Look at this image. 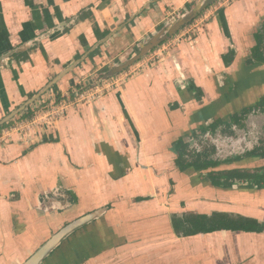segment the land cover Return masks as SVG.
<instances>
[{"label":"crops","instance_id":"obj_1","mask_svg":"<svg viewBox=\"0 0 264 264\" xmlns=\"http://www.w3.org/2000/svg\"><path fill=\"white\" fill-rule=\"evenodd\" d=\"M192 5L0 0V122L54 80L58 92L44 94V104L29 109L33 115L57 94L62 99L98 80ZM206 13L210 22L201 15L190 40L179 41L180 32L166 41V57L142 59L125 84L70 109L48 129L40 124L0 141V264H23L87 215L95 217L43 264H264V191L219 189L212 173L225 167L180 171L175 162L183 149L211 165L199 149L211 126L264 97V0ZM215 215L252 218L261 231L190 233L192 217Z\"/></svg>","mask_w":264,"mask_h":264},{"label":"flooded vegetation","instance_id":"obj_2","mask_svg":"<svg viewBox=\"0 0 264 264\" xmlns=\"http://www.w3.org/2000/svg\"><path fill=\"white\" fill-rule=\"evenodd\" d=\"M244 110H248L246 114H244ZM235 115L242 117L241 124H239V125L235 124L234 120L232 119V117ZM221 122L225 125L228 124L231 128H227L223 125H220ZM217 124L219 125L220 128L221 127L224 128L225 131L222 134L225 136H227V133H230L231 136H235V135L239 136L243 132L246 133L248 130H250V131L260 130L261 132H264V97H261L260 100L256 104L245 106L242 109H240L238 112L231 115L230 120L228 122L220 121ZM252 124H255L256 127L253 125L255 127V128H253ZM219 127H218V129H219ZM217 130H216V132H214L211 128L210 135L214 136V137L217 136V134H218ZM228 136H230V135H228ZM243 143L246 144V146L239 148V150H237V152H234V151L230 152L225 158H218L215 156L213 157V154L212 155L208 154V155H210V161L212 163L209 166L203 165V155H202V163H201V169L200 170L208 169V168H217L219 166L225 167V168H221L219 171H215L212 173V185L214 186L213 179H217L218 181H220L222 183L223 182L230 183L231 187H227V188L217 187L219 189L230 190V189H234L237 186V187H241L240 190H244V191L262 192V191H264V165H262L264 163V140H263V142H260V141L256 142V145L254 143V145L251 147L249 145H247L246 142H243ZM229 145H232V144L229 143L228 140H226V146L228 147ZM190 157H192V156H190ZM253 160L260 161L261 165L258 164L253 169H250L247 167H240V168L233 167L235 164H242L246 161H253ZM176 166H178V165L176 164ZM229 167H232V168L226 169ZM192 168H194V167H192ZM188 169H190V168H188ZM179 170L182 171L181 169H179ZM196 171H199V170H196ZM234 173H236V175ZM82 218H84V217H82ZM238 222H239L238 224H240L244 227H246V226L251 227L253 224L256 225L255 223H257L259 225L257 220H254L252 218L242 217V216ZM259 227H260V225H259ZM260 229H261V227H260ZM65 242H66V240L63 242V244ZM54 253H52V254H54ZM52 254H51V256H52Z\"/></svg>","mask_w":264,"mask_h":264},{"label":"water","instance_id":"obj_3","mask_svg":"<svg viewBox=\"0 0 264 264\" xmlns=\"http://www.w3.org/2000/svg\"><path fill=\"white\" fill-rule=\"evenodd\" d=\"M217 1L218 0H197V2L190 7L189 11L180 13L179 15L172 18L162 30L155 34L146 43H140L137 47H135L132 52L128 54V56L123 62H118L114 64L105 72L97 76L98 79L107 80L128 70L130 67L134 66L136 63L146 58L158 46L164 44L166 41L170 40L172 37L180 33L183 29H185V27L190 25L199 16L204 14ZM111 36L112 34L110 33L105 38L100 40L95 50H97L101 45H104L108 40H110ZM96 79L97 78H95L94 80ZM56 86L57 84L54 80L43 90V92L40 93V96L38 95L36 99H34L31 103L21 106L16 112L1 121L0 128H3L5 125L10 124V122L13 121L16 117L25 114V112L29 109L44 104L41 102V97L44 94L53 91ZM37 102H40L39 105L36 104ZM94 217V215H87L84 218H81L60 230L58 233L52 236V238L46 244L40 247L37 252H35L31 256V258L24 264H43L45 260L49 258V256H51V254L54 253L63 244L65 240H67V238L73 235L80 228L86 226L90 221L93 220Z\"/></svg>","mask_w":264,"mask_h":264},{"label":"built area","instance_id":"obj_4","mask_svg":"<svg viewBox=\"0 0 264 264\" xmlns=\"http://www.w3.org/2000/svg\"><path fill=\"white\" fill-rule=\"evenodd\" d=\"M194 1L195 0H191V2ZM236 1L238 0H218L212 7L215 10L220 11L232 5ZM206 12L204 13L205 16H207L205 17V19H208V15H206L207 14ZM199 21L196 27H198V24H200V22H202V20L200 22ZM191 32H192L191 28L188 29L185 28L178 35V40L179 41L187 40L188 39L187 37L188 35H190ZM171 47L172 46H168V44H162L160 47L156 48L153 52H151L147 56L149 57L148 63L150 62L155 63L162 61L164 57H166V55L168 54L169 49ZM134 66L130 67L128 70L124 71L123 73L107 80L98 79L95 80L94 83H90V84L84 81L78 87H75L71 94L63 97L61 100H56L55 98H53V100L49 103V106L44 110H42L39 114H35L32 117H28V119L26 120L15 122L11 127L9 126L2 128L0 130V141H3V139L5 138L11 137L12 134L24 135L25 133L38 128V125L40 124H43L44 125L43 127H47L45 129H48V127L57 124V122L61 118L66 116V114L70 111V109L78 106L79 104L95 102L104 94L114 90L120 85L125 84L128 81V79H130L138 72L137 70L134 69Z\"/></svg>","mask_w":264,"mask_h":264},{"label":"trees","instance_id":"obj_5","mask_svg":"<svg viewBox=\"0 0 264 264\" xmlns=\"http://www.w3.org/2000/svg\"><path fill=\"white\" fill-rule=\"evenodd\" d=\"M190 10V6L187 8V11ZM96 30L97 33V29L94 28ZM97 36L99 38L104 37V34L102 33H97ZM235 51L231 50L230 53L226 56H224V62L225 65L227 67H229L235 58ZM54 91L58 92V89L55 88ZM200 97L203 96L202 91L197 89ZM57 98L58 100H61V95L57 94ZM248 110H244V114L247 113ZM26 117H32L33 116V111L29 110L26 114ZM232 119L234 120L235 124H241L242 122V117L240 116H233ZM220 125H223L227 128H231L228 124H223L222 122L220 123ZM9 126V125H8ZM6 126V127H8ZM219 125L218 124H213L211 126L212 130L214 132H216V130L218 129ZM4 128V127H3ZM2 129V128H1ZM0 129V130H1ZM193 160L192 162L190 161ZM201 163H202V155L198 154L197 156L194 157H190L188 155V153L184 150H181V155H180V159L176 160V164L179 166V168L184 171L188 168H192L194 167L196 170H200L201 169ZM184 164V165H183ZM236 175V173H234ZM213 184L215 187H223V188H227V187H231V184L228 182H220L217 179H213ZM191 225V230L190 233L191 234H197V233H204V232H210V231H214L216 229H244L246 231H256V232H260L261 229L259 227V225L257 223H255V227L256 228H247L244 227L242 225H239L237 221L233 220L232 218H230L227 215H215L213 216L212 220L209 219L207 216H201V217H192L190 219V221H188ZM249 229H253V230H249Z\"/></svg>","mask_w":264,"mask_h":264},{"label":"rangeland","instance_id":"obj_6","mask_svg":"<svg viewBox=\"0 0 264 264\" xmlns=\"http://www.w3.org/2000/svg\"><path fill=\"white\" fill-rule=\"evenodd\" d=\"M196 2H197V0L194 1V4ZM203 15L204 14H202V16ZM200 17L201 16H199L190 25L185 27L186 29H188V28L192 29V32L187 37L188 39L186 38L187 40H190L191 39L190 37H192L193 35H195L197 33L198 29L196 27V25H197L196 21L198 19H200ZM210 18H209V20L206 21L207 23L210 22ZM160 46H158V47H160ZM253 125L256 127L255 124H252V126ZM254 126H253V128H255ZM224 131L225 130H224L223 127H221V128L219 127V129L217 130V132H218L217 136H215V137L211 136V135L209 137L206 136L208 138L206 140V143L202 144L201 142H199V145H200L199 149H201V151H203V150L208 151L207 153H209L211 155L213 154V157L215 156V157H218V158H225L230 152H233V151L237 152V150H239V148H242V147L246 146V144H244L243 142H246L247 145H249L251 147V146L254 145V143L256 145V142H258V141L263 142V140H264V132H261L260 130H258V131H250V130H248L246 133L243 132L239 136H236V135L235 136H231L230 133H227V136H225V135L222 134ZM228 135H230V136H228ZM226 140H228V142L231 143L232 145H229L227 147L226 146ZM198 141H200V140H198ZM181 150H183V149H181ZM190 161H193V160L190 159ZM61 246H60V248H61Z\"/></svg>","mask_w":264,"mask_h":264}]
</instances>
